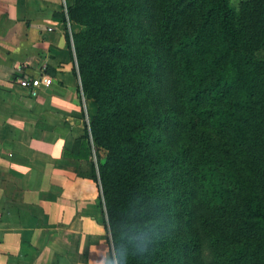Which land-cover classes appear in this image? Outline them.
Wrapping results in <instances>:
<instances>
[{
    "label": "trees",
    "instance_id": "1",
    "mask_svg": "<svg viewBox=\"0 0 264 264\" xmlns=\"http://www.w3.org/2000/svg\"><path fill=\"white\" fill-rule=\"evenodd\" d=\"M65 1L113 264H264V0Z\"/></svg>",
    "mask_w": 264,
    "mask_h": 264
},
{
    "label": "crops",
    "instance_id": "2",
    "mask_svg": "<svg viewBox=\"0 0 264 264\" xmlns=\"http://www.w3.org/2000/svg\"><path fill=\"white\" fill-rule=\"evenodd\" d=\"M65 8L0 0V264H113L99 186L80 175L93 158H75L96 106L79 92ZM22 78H40L36 97Z\"/></svg>",
    "mask_w": 264,
    "mask_h": 264
},
{
    "label": "built area",
    "instance_id": "3",
    "mask_svg": "<svg viewBox=\"0 0 264 264\" xmlns=\"http://www.w3.org/2000/svg\"><path fill=\"white\" fill-rule=\"evenodd\" d=\"M18 83L21 87L28 89V92L32 97H36L38 95V89L41 84L40 78H22L18 81Z\"/></svg>",
    "mask_w": 264,
    "mask_h": 264
},
{
    "label": "rangeland",
    "instance_id": "4",
    "mask_svg": "<svg viewBox=\"0 0 264 264\" xmlns=\"http://www.w3.org/2000/svg\"><path fill=\"white\" fill-rule=\"evenodd\" d=\"M241 1H243V0H230V3H231L233 8L237 9ZM71 45H72L71 47L73 49V44H71Z\"/></svg>",
    "mask_w": 264,
    "mask_h": 264
}]
</instances>
